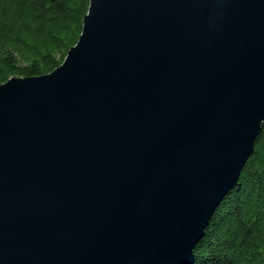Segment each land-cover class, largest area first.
Returning a JSON list of instances; mask_svg holds the SVG:
<instances>
[{"label":"water","instance_id":"water-1","mask_svg":"<svg viewBox=\"0 0 264 264\" xmlns=\"http://www.w3.org/2000/svg\"><path fill=\"white\" fill-rule=\"evenodd\" d=\"M263 123L264 0H90L0 85V264L192 263Z\"/></svg>","mask_w":264,"mask_h":264},{"label":"trees","instance_id":"trees-1","mask_svg":"<svg viewBox=\"0 0 264 264\" xmlns=\"http://www.w3.org/2000/svg\"><path fill=\"white\" fill-rule=\"evenodd\" d=\"M89 5L90 0H0V85L61 65L82 33ZM190 264H264V123Z\"/></svg>","mask_w":264,"mask_h":264}]
</instances>
